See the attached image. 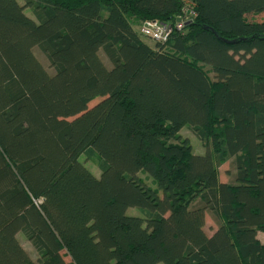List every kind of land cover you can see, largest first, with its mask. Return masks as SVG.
<instances>
[{
  "label": "trees",
  "instance_id": "trees-1",
  "mask_svg": "<svg viewBox=\"0 0 264 264\" xmlns=\"http://www.w3.org/2000/svg\"><path fill=\"white\" fill-rule=\"evenodd\" d=\"M189 1L0 0V264H264V0Z\"/></svg>",
  "mask_w": 264,
  "mask_h": 264
},
{
  "label": "rangeland",
  "instance_id": "rangeland-1",
  "mask_svg": "<svg viewBox=\"0 0 264 264\" xmlns=\"http://www.w3.org/2000/svg\"><path fill=\"white\" fill-rule=\"evenodd\" d=\"M18 1L21 4H24V0H18ZM26 13L29 16L34 17L32 11L28 8L26 9ZM135 28H136V30H138V26H135ZM142 38L145 39L146 42H148L149 44L154 46L155 43L152 40H149L146 37H142ZM34 52H35L36 56L39 58V60L43 63L44 67L49 71V73L53 74L54 69L51 68L47 57L38 48H35ZM100 56H101V59L104 61V63L108 67H111V64H110L106 54L104 53L103 49L100 50ZM98 99H100V98H98ZM98 101L99 100L96 99L95 101H93L90 104V106H93ZM180 134H181L183 139L188 140L192 144L193 149H194L196 154L197 153H199V154L205 153L206 148H205L204 142H202L189 127L185 126L181 130ZM80 161L83 164H85V166L89 170H91L94 175H96L97 177L100 176V174H101V171L99 168L100 158L98 156L94 155L92 158H89L85 154H81ZM234 172H235L234 159H229V160L223 162L219 166V177L222 181H225V180L231 181V182L234 181V174H235ZM140 177H142L150 187H153V188L157 187V185L154 183V181H152V178L147 176L143 172L140 173ZM127 214L128 215L141 216V217L146 216L144 211L140 210L137 207L130 208L128 210ZM218 225H219V219L217 217L213 216L210 211H208L206 213V226H205L206 232L208 234H212V232L218 228ZM18 236H19V240H20L21 244L23 245V247L28 251V253L31 255V257L36 261L38 259V254L35 251V249L32 247L31 243L24 237V235L22 233H20ZM260 238H261V240H264V234L263 233L260 234Z\"/></svg>",
  "mask_w": 264,
  "mask_h": 264
},
{
  "label": "built area",
  "instance_id": "built-area-1",
  "mask_svg": "<svg viewBox=\"0 0 264 264\" xmlns=\"http://www.w3.org/2000/svg\"><path fill=\"white\" fill-rule=\"evenodd\" d=\"M197 17L196 5L184 0L180 15L175 21L145 20L139 25L142 37L152 40L155 44L164 45L175 32L184 34L189 23Z\"/></svg>",
  "mask_w": 264,
  "mask_h": 264
},
{
  "label": "crops",
  "instance_id": "crops-1",
  "mask_svg": "<svg viewBox=\"0 0 264 264\" xmlns=\"http://www.w3.org/2000/svg\"><path fill=\"white\" fill-rule=\"evenodd\" d=\"M220 180H221V179H220ZM221 181H222V180H221ZM225 181H226V180H225ZM225 181H224V182H225ZM222 182H223V181H222Z\"/></svg>",
  "mask_w": 264,
  "mask_h": 264
}]
</instances>
